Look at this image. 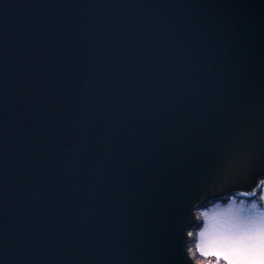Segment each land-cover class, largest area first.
I'll list each match as a JSON object with an SVG mask.
<instances>
[{"label":"water","instance_id":"obj_1","mask_svg":"<svg viewBox=\"0 0 264 264\" xmlns=\"http://www.w3.org/2000/svg\"><path fill=\"white\" fill-rule=\"evenodd\" d=\"M259 3L0 0V264H186L247 95L264 124Z\"/></svg>","mask_w":264,"mask_h":264},{"label":"clouds","instance_id":"obj_2","mask_svg":"<svg viewBox=\"0 0 264 264\" xmlns=\"http://www.w3.org/2000/svg\"><path fill=\"white\" fill-rule=\"evenodd\" d=\"M186 264H264V176L193 199L182 225Z\"/></svg>","mask_w":264,"mask_h":264},{"label":"snow or ice","instance_id":"obj_3","mask_svg":"<svg viewBox=\"0 0 264 264\" xmlns=\"http://www.w3.org/2000/svg\"><path fill=\"white\" fill-rule=\"evenodd\" d=\"M204 6L244 8L251 7L252 5L246 2L231 5L218 3ZM258 6L261 12L264 13V0H260ZM8 7L9 5L7 4L3 5L4 9ZM11 7L15 8L16 6L11 5ZM97 7H100V5H97ZM239 112L243 113L241 116V127L245 132L243 146L241 147L239 144H234L226 151L212 174L211 184L221 190L231 186H250L255 184L258 176H264V124H261L257 131L255 125L252 123L249 112L248 95ZM261 121H264V117H262ZM232 139L238 141L239 137L233 136ZM226 178L229 181L227 184L225 183ZM188 264H190V262H188Z\"/></svg>","mask_w":264,"mask_h":264}]
</instances>
